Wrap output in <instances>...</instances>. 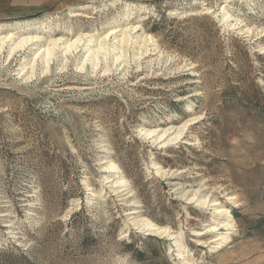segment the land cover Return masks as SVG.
<instances>
[{
    "label": "rangeland",
    "instance_id": "rangeland-1",
    "mask_svg": "<svg viewBox=\"0 0 264 264\" xmlns=\"http://www.w3.org/2000/svg\"><path fill=\"white\" fill-rule=\"evenodd\" d=\"M201 2L225 0H0V24L45 22L69 37H101L141 6L129 21L157 47L140 59L143 42L115 50L107 41L105 74L100 65L76 71L81 51L64 60L56 50L49 72L38 63L29 79L16 74L34 45L1 55L0 264H181L174 240L145 234L132 217L182 231L190 264H264V0H226L239 28L251 27L244 34L203 14ZM190 118L184 138L165 147L139 132ZM105 160L126 190L102 182ZM182 192L229 209L225 242H209L220 230L195 236L224 217Z\"/></svg>",
    "mask_w": 264,
    "mask_h": 264
},
{
    "label": "bare ground",
    "instance_id": "bare-ground-1",
    "mask_svg": "<svg viewBox=\"0 0 264 264\" xmlns=\"http://www.w3.org/2000/svg\"><path fill=\"white\" fill-rule=\"evenodd\" d=\"M141 8H142L141 6H137V5H135L134 8H127L124 11L123 16H125L126 20L128 21H126L125 23L110 27L102 36L100 35L101 37H95L94 34H89L88 32L79 33L75 36L72 35L71 37L64 36V34L54 35L55 27L53 28V26H51L50 23L47 24L45 22H31L32 20L31 21L29 20L16 21L11 24H4V23L0 24V57L5 52L6 53L5 60H8L11 57H13L17 52H20L22 49H24L25 46L34 45V51L32 52V56L29 58V61H27L20 68H18L17 69L18 71L16 74V75H21L22 76L21 78L29 79L34 75V72H35L34 65L36 66L38 63L41 64L40 69H41L42 74H46L49 72L50 70L49 65L51 63L52 57L54 56L56 50H58V52L60 53L59 55L61 57L65 58L64 60H66V58L69 57V55H73L75 52L79 53L81 51L80 52L81 54L79 55L80 58L78 62H76V66H75L76 67L75 69H77L76 71L78 70L83 71L88 67L87 64H90V69L94 72L98 69V66L100 65L99 60L101 56H99V54L101 53V55L103 56L107 54L106 51L104 52L101 51L104 48V45L107 43V41L116 39L115 42L117 44L115 43L116 44L115 50L117 48H121L120 45L122 43H127V41L129 42V40L131 39H134L135 43L143 42V44L141 45H144V46L147 42L152 41L153 38L148 33H144L143 31L138 32L140 28V25L138 23L134 24L133 22L129 21V18H130L129 16L137 14L138 12H140ZM200 8L203 14H206V15L210 14L213 18H216L221 23V25H225L229 29H237V32L239 34L250 33L251 27L239 28V24L241 23V20L234 17L233 16L234 14L232 13L233 14L232 15L226 9V0L223 4L221 3V5H218V7L216 8L212 6H205V3L201 2ZM193 12L182 11V10L180 12L177 10L167 11V13L169 14L173 13L174 15L175 13L182 14V15L184 14L193 15L194 14ZM68 16L69 17H83V18L91 17V15H88L87 13L85 14L81 10H72V9L69 11ZM32 29L35 31L32 32L31 31ZM45 33H48L47 34L48 36L46 35L47 36L46 38H44L43 36V34ZM156 49L157 47L153 49H148L145 46L143 47V49L139 48L137 55L139 54L138 55L139 58L141 56L146 57L148 56V54L150 55V53H147L148 51L150 52V50L153 51L151 54H156V52H154ZM119 58H120V55H118V52H117L113 58L114 60H111V61L116 63V66H117L121 62V61L118 62V60H120ZM27 65H29V67ZM63 65H62V69L64 67ZM86 65L87 67H85ZM109 65H111V63ZM109 70H110V66L108 65H103V67L102 65L99 66V71L101 72L103 71L104 74L108 73ZM192 119L194 118L187 119L184 123H182V125L176 126V127L171 125L165 128H161V127H153V128H146V129L142 128L140 129L139 132L142 135H144L145 138L152 139L153 142H157V144H160L161 147H165V146L173 144L179 141L180 139L184 138L185 135H183V131L186 128L188 122H190ZM187 143L189 142L187 141ZM153 165L156 168L155 169L156 173H160V174L165 173V171L161 170V167L157 166L156 163H153ZM101 171L105 173L103 175L102 182L105 183L106 187L108 186L113 191H117V192L118 191L122 192L126 190L125 187L129 185V182L124 176L119 174L121 171H120L119 166L115 162H113L112 160L103 161V164L101 166ZM165 174L167 175V177H171V175H173L172 173L171 175H169L170 173H165ZM86 189L91 190L87 185H86ZM182 193H181L182 197L186 196L185 193L183 194ZM185 198L186 200L195 199L194 201H196L198 204H201V205L205 204L207 206V204L209 203V205L214 206L213 208L215 210V214H218L220 217H224L218 222H215V224L208 226V228H205L206 230L204 229L205 230L204 232L194 231L195 236L200 237L204 235L205 233H209V232L214 233L219 230L220 231L223 230L222 232L219 231V233H216L215 235H213L214 238L213 237L210 238L209 242L219 241L218 244H222L230 237L227 231L232 229L233 227L232 225L233 216L231 215L228 208H224L223 205H220L221 203L219 204L218 202L216 203L215 199L208 200L205 197L199 198L196 196V192L192 193L190 197L186 196ZM229 199L234 200L233 197H230ZM135 213H136V210L130 211V214H135ZM130 219L133 224H137V225L139 224L138 227L145 234H151L154 236H158L159 238L165 237L166 239L174 240V243H176L178 247L176 250L177 252L175 251L176 256H177L176 259H179L181 264H190V262L186 260L185 259L186 257L184 256L186 247L183 244L179 243L181 242L180 239H182V234H183L182 231L178 232L177 234H174L172 231H170L168 227L158 225L154 223L152 220L145 218V217L144 218L141 217L138 220H136L135 217H132ZM200 239H198V241H200Z\"/></svg>",
    "mask_w": 264,
    "mask_h": 264
},
{
    "label": "trees",
    "instance_id": "trees-1",
    "mask_svg": "<svg viewBox=\"0 0 264 264\" xmlns=\"http://www.w3.org/2000/svg\"><path fill=\"white\" fill-rule=\"evenodd\" d=\"M257 95H259L263 100H264V92H263V89L258 87L257 90Z\"/></svg>",
    "mask_w": 264,
    "mask_h": 264
}]
</instances>
